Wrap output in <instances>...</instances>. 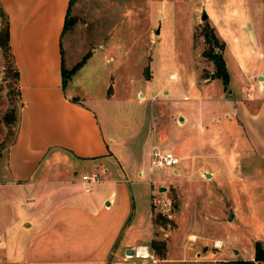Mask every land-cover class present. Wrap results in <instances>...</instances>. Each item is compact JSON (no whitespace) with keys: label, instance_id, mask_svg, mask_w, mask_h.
Returning a JSON list of instances; mask_svg holds the SVG:
<instances>
[{"label":"rangeland","instance_id":"1","mask_svg":"<svg viewBox=\"0 0 264 264\" xmlns=\"http://www.w3.org/2000/svg\"><path fill=\"white\" fill-rule=\"evenodd\" d=\"M202 9L208 15L204 20ZM205 23L214 25L225 43L227 87L238 92L245 84H257L252 68L264 61L257 57L264 54V0H70L67 9L61 34L64 75L84 55L86 60L64 84L72 79L91 96L111 92L104 125L123 147H131L133 163H141V174L135 164L127 174L133 204L126 227L133 240L152 232L155 247L148 242L145 264L149 259L153 264H224L238 256L231 247L251 248L252 238H264V155L249 151L236 133L239 129L248 144L253 145L255 135L264 140V115L250 122L243 117L245 128L238 127L231 107H220L218 97L225 90L209 54L203 53L210 51L202 35ZM234 63L251 71L246 82ZM203 78L210 80L204 83ZM11 107L15 122L7 127L0 121V179L6 176V148L20 108L9 56L0 44V116ZM97 114L103 124L99 108ZM150 134L156 141L163 138L177 163L149 170L141 142ZM23 192L0 185V247L20 237L27 211ZM229 209L233 214L227 220ZM157 213L161 216L154 223Z\"/></svg>","mask_w":264,"mask_h":264},{"label":"crops","instance_id":"2","mask_svg":"<svg viewBox=\"0 0 264 264\" xmlns=\"http://www.w3.org/2000/svg\"><path fill=\"white\" fill-rule=\"evenodd\" d=\"M68 1L0 0L7 17L20 102L14 139L6 148V176L0 185L23 188L27 210L21 215L20 237L14 244L0 247V264H145L152 232L144 240H133L126 227L133 204L127 174L137 161L131 147H123L104 125L108 124L111 92L107 89L100 96H91L72 79L62 86L61 34ZM224 46L221 55L227 71ZM257 57L262 59L264 54L258 52ZM233 68L243 82L251 75L240 63ZM252 72L257 84L240 87V95L227 82L218 97L220 107H231L238 127L244 126L243 117L256 121L264 115V61L257 62ZM136 93L143 98L141 91ZM223 115L229 117L227 112ZM110 117L119 123L115 113ZM136 127L133 122V130ZM238 130L244 147L264 155V140L259 135L250 145ZM162 139L156 141L150 134L141 142L142 151L148 155L150 144H164ZM140 164H135L137 174L142 173ZM95 168L103 169L100 179L85 191L79 175ZM173 171L177 169L173 167ZM208 173L214 176L213 171ZM56 186L61 191H52ZM19 198L17 193L16 200ZM3 239L0 237V245ZM256 239L250 240L251 248L243 244L231 247L237 251L236 258L252 259ZM127 247L134 249L132 255L125 254ZM139 247L147 255L138 254Z\"/></svg>","mask_w":264,"mask_h":264},{"label":"trees","instance_id":"3","mask_svg":"<svg viewBox=\"0 0 264 264\" xmlns=\"http://www.w3.org/2000/svg\"><path fill=\"white\" fill-rule=\"evenodd\" d=\"M69 2H70V0L68 1V6H69ZM68 6H67V9H68ZM67 9H66V13L64 16L62 30L66 24ZM2 12L4 14L5 20H4V24H3L2 28L0 29V44L3 46L4 50L7 52L8 56H9L10 68H11L14 83L16 86L17 98L19 99L18 91H17V70H16V67L14 65L12 55L10 53L9 46H8L7 17H6V13L4 12L3 9H2ZM203 26H204V29L202 31V35L204 37V40L208 44V49L210 50L209 52L204 50L203 53L206 55L209 54L208 56L211 59L213 67H214L213 73L216 77L221 78V81H222L223 85L225 86L226 83L228 82V73L226 71L224 60H223V57L221 55V50L224 46V42L218 36V34L216 33L213 26H208L207 23L203 24ZM214 46L218 49L217 51H213V50L211 51V49H213ZM85 56L86 55H84L81 59H79L73 65H71V67L69 68L66 75H64L63 65L61 66L62 86H63L66 78H68V75H70L76 68H78L84 62V60L86 58ZM19 104H20V102H19ZM15 115H16V112L11 107V108L5 110L1 114L0 121L8 127L9 125H12L15 122V117H16ZM17 120H18V118H17ZM16 124H17V122H16ZM13 139H14V137H13ZM12 140L10 142H12ZM160 216L161 215L159 213L155 214V216L152 217V222H154V223L158 222V218ZM150 245L152 247H155V240L154 239H150ZM160 257H162V255ZM263 261H264V246L262 245L261 240L256 239L253 241V257H252V259L235 258V259H230L229 261H226L224 264H260Z\"/></svg>","mask_w":264,"mask_h":264},{"label":"built area","instance_id":"4","mask_svg":"<svg viewBox=\"0 0 264 264\" xmlns=\"http://www.w3.org/2000/svg\"><path fill=\"white\" fill-rule=\"evenodd\" d=\"M177 162L178 157L164 144H150L148 152V168L150 170L154 167L172 166ZM102 171V168H95L80 173L79 180L84 184L83 189L85 191H88L91 185L100 179V174ZM149 180L151 181V178H149Z\"/></svg>","mask_w":264,"mask_h":264},{"label":"water","instance_id":"5","mask_svg":"<svg viewBox=\"0 0 264 264\" xmlns=\"http://www.w3.org/2000/svg\"><path fill=\"white\" fill-rule=\"evenodd\" d=\"M207 16H208L207 13L202 9L201 14H200V19H201V20H204V19L207 18ZM210 77H213V73H210ZM205 174H206V175H209L208 172H205ZM232 214H233L232 210L229 209V211H228V213H227V217H226V219L229 220V219L231 218ZM205 247H206V246L203 245L202 248L204 249ZM124 252H125V254H127V255H132V254L134 253V249H133L132 247H127V248H125Z\"/></svg>","mask_w":264,"mask_h":264},{"label":"bare ground","instance_id":"6","mask_svg":"<svg viewBox=\"0 0 264 264\" xmlns=\"http://www.w3.org/2000/svg\"><path fill=\"white\" fill-rule=\"evenodd\" d=\"M145 249V248H144ZM143 247H139V249L137 250L138 254H143V255H147L146 250H144Z\"/></svg>","mask_w":264,"mask_h":264}]
</instances>
